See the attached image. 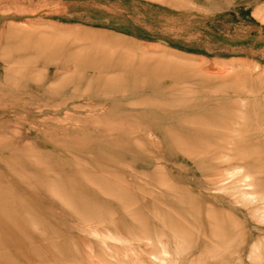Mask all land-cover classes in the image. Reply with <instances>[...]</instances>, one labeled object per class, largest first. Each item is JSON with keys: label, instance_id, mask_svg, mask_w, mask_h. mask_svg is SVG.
Instances as JSON below:
<instances>
[{"label": "rangeland", "instance_id": "obj_1", "mask_svg": "<svg viewBox=\"0 0 264 264\" xmlns=\"http://www.w3.org/2000/svg\"><path fill=\"white\" fill-rule=\"evenodd\" d=\"M0 264H264V0H0Z\"/></svg>", "mask_w": 264, "mask_h": 264}]
</instances>
